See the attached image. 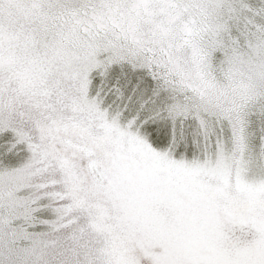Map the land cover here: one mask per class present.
<instances>
[{
    "label": "snow or ice",
    "instance_id": "1",
    "mask_svg": "<svg viewBox=\"0 0 264 264\" xmlns=\"http://www.w3.org/2000/svg\"><path fill=\"white\" fill-rule=\"evenodd\" d=\"M0 264H264V0H0Z\"/></svg>",
    "mask_w": 264,
    "mask_h": 264
}]
</instances>
